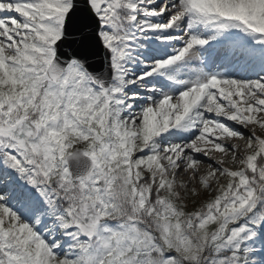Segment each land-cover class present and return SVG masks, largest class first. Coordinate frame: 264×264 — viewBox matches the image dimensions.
Segmentation results:
<instances>
[{"label": "snow or ice", "instance_id": "6c2138e0", "mask_svg": "<svg viewBox=\"0 0 264 264\" xmlns=\"http://www.w3.org/2000/svg\"><path fill=\"white\" fill-rule=\"evenodd\" d=\"M0 264H264V0H0Z\"/></svg>", "mask_w": 264, "mask_h": 264}]
</instances>
